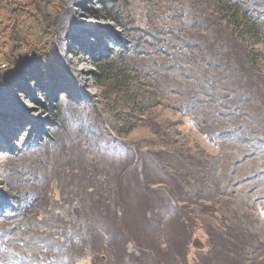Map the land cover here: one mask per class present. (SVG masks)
<instances>
[{
	"label": "rangeland",
	"instance_id": "rangeland-1",
	"mask_svg": "<svg viewBox=\"0 0 264 264\" xmlns=\"http://www.w3.org/2000/svg\"><path fill=\"white\" fill-rule=\"evenodd\" d=\"M58 1L54 62L31 53L12 67L0 56V94L11 105L0 109V264H130L144 253L145 264H191L208 251L206 227L164 220L183 207L181 192L194 217L205 209L214 228L241 235L244 259L264 256V0H228L259 24L261 70L251 80L225 23L200 0ZM100 65L147 91L146 117L131 131L104 97ZM152 86L163 95L153 98ZM126 149L136 173L123 175ZM143 172L148 195L137 188ZM94 194L111 198L133 236L118 251L86 215ZM144 213L151 227L163 216L165 234L150 232Z\"/></svg>",
	"mask_w": 264,
	"mask_h": 264
},
{
	"label": "trees",
	"instance_id": "trees-1",
	"mask_svg": "<svg viewBox=\"0 0 264 264\" xmlns=\"http://www.w3.org/2000/svg\"><path fill=\"white\" fill-rule=\"evenodd\" d=\"M118 1L121 2L122 0ZM201 1L206 7L208 13L220 17V20L225 23V27L229 33L231 48L239 57H237L238 67L250 80L253 78V74L260 76L259 72L261 69H259L258 65L260 64L261 55L253 49L254 45L257 43L256 36L259 24L255 20L248 18L245 12L242 13L241 10L237 8L238 5L233 8L232 3L228 0H200V2ZM59 6L58 0H27L23 3H20L17 0H0V56L5 64L15 67L31 53H42L47 62L54 60L53 58L56 50L53 48V30L50 23V15L58 12L60 9ZM98 67V71L96 72L97 81L99 85H102L103 87L105 86L106 88L102 91L105 99L111 103L112 110L115 109L117 117L121 118L120 120L123 122L124 126L123 129L128 127L127 132L131 131L139 125L143 118L146 117L144 116L146 115V111H144L145 106L142 105V100L147 91L142 90V87L139 84L134 86L131 82L112 75V69L110 68L103 67L102 65ZM139 67L142 69L141 66ZM104 80H107L108 83L104 82ZM157 85L159 84L157 83ZM152 87L154 88V92L151 93L153 98L160 97L158 91H161V95H163L164 90H162V88L159 89L155 86ZM62 94L63 92H60V95ZM69 95L70 94L68 93L64 98H67L70 101L71 99ZM68 103H70L73 112L80 109L79 106L72 105L71 101ZM147 116L151 117L153 116V113L148 112ZM155 118L156 116H154V121L156 120ZM212 121H214V117L212 118ZM86 130L87 132H92V129L89 128V126ZM124 151L127 153L124 155L125 158L123 156L119 160L122 163L121 166L119 165V170H121L123 175H127L130 172L131 174L136 173L135 168H132L131 170L132 158L134 155L130 149ZM104 160L108 161L106 158ZM115 163L117 162L111 161L110 166H114ZM160 163L163 164L162 162ZM163 165L166 168V165ZM148 166L157 168L152 162H150V165L148 164ZM168 168L171 170L170 166ZM170 176L173 175L169 174V178ZM136 179V181H138L137 188H139L144 195H148L149 192L147 185L151 184V181H148L144 172L142 173L141 181L137 177ZM175 181L173 184H175ZM163 183L168 189H170V191H172V184H168L167 180ZM171 194L174 195L172 192ZM94 195L95 198L92 204L94 209L91 212V215L87 213L86 215L104 225V228L108 231L107 234L113 239L111 243L114 247L116 245L115 249L117 250L120 244L124 245L126 240L128 238L129 240H132L131 237L133 236H131L130 233L128 234V232L121 230L123 224L122 218L121 221L113 218L115 211L112 208L116 205L109 203L111 198L101 201L100 195ZM182 195L186 197L183 198ZM175 198L176 199L174 200L177 203H182L183 207H172V213L167 214L166 219H164L163 216L162 218L156 217L155 226L151 227L149 224L153 218L145 216V213L143 216L149 220L148 228L150 232L155 234H162L163 232L165 234L167 231V229L161 224L163 219L167 221V223L169 220L174 223L177 228L184 231L187 226L190 224L192 225L194 221H197L203 229L206 227L207 230L205 229V233L208 239V251H201V253H198V257H195L191 264H252V262L255 264L254 262H256L257 259L264 264L263 255H259L252 260L244 259L241 255L243 254L245 243L241 240V235L232 234L230 229L226 231L227 228L230 227L222 224V222L219 223L218 228H214L210 222V217H213V215H208L210 211L206 210L207 212H203V210L205 211V209H203L194 217V212L189 209L187 210L184 206L187 205L189 207L188 204L193 203H191V201L189 202V197L181 192L180 196ZM157 199L163 203L166 198L163 194L158 193ZM102 203L104 206L101 205ZM123 207H125V204H123L121 208L126 217L128 213L126 214ZM131 233L135 235L136 231L131 230ZM143 233L145 235V231H143ZM136 238L141 239V237ZM147 256L146 253H144L143 256L138 255L130 260V264H145L148 259H150V256ZM120 259H123V255L120 256ZM153 259L159 263L155 256Z\"/></svg>",
	"mask_w": 264,
	"mask_h": 264
},
{
	"label": "bare ground",
	"instance_id": "bare-ground-1",
	"mask_svg": "<svg viewBox=\"0 0 264 264\" xmlns=\"http://www.w3.org/2000/svg\"><path fill=\"white\" fill-rule=\"evenodd\" d=\"M59 25H60V24H59ZM60 26H61V25H60ZM12 76H13V77H17V76H16V73L12 74ZM7 85H8V82H7ZM2 92H3V93L0 94V109H1V108H5V109H7L9 103H8L7 100L4 98V94H7V92L4 91V90H3ZM9 106H11V105H9ZM5 211H7V210H5Z\"/></svg>",
	"mask_w": 264,
	"mask_h": 264
},
{
	"label": "water",
	"instance_id": "water-1",
	"mask_svg": "<svg viewBox=\"0 0 264 264\" xmlns=\"http://www.w3.org/2000/svg\"><path fill=\"white\" fill-rule=\"evenodd\" d=\"M197 242H199V243H197ZM192 244L194 246H196L197 244H200L201 245L200 247L202 248V244H201V242L198 239L193 240Z\"/></svg>",
	"mask_w": 264,
	"mask_h": 264
}]
</instances>
